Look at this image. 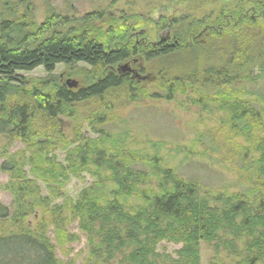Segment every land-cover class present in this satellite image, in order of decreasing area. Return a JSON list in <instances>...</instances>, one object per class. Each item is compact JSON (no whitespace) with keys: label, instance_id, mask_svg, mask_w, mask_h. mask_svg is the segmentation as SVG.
Masks as SVG:
<instances>
[{"label":"trees","instance_id":"16d2710c","mask_svg":"<svg viewBox=\"0 0 264 264\" xmlns=\"http://www.w3.org/2000/svg\"><path fill=\"white\" fill-rule=\"evenodd\" d=\"M2 1L9 7L24 3ZM240 1L217 6L204 17H161L158 26L171 22L172 31L149 47L127 40L132 31L142 37L152 32V19L136 13L105 18L98 10L79 18L52 11L37 23L16 13L15 6L7 10L14 18L0 22V135L25 147L18 152L20 165L11 157L1 166L22 180L16 183L15 208L0 202V223L17 225L0 228V264H60L57 251L69 255L77 238L68 228L73 223L86 237L81 264H200L201 242L212 250L209 264H264V86L249 88L264 80V22L246 11L249 5L264 11V0ZM230 17L240 22V30H233L235 25L221 33L217 24ZM202 27L205 39H189ZM117 42L122 46L114 47ZM137 56L144 60L140 72L126 62ZM61 64L90 67L86 84L26 86L22 73L41 67L51 75ZM141 71L156 75L159 89L143 86ZM176 92L199 106L213 103L222 113L218 125L197 132L194 142L205 148L203 157L219 154L234 165L233 191L185 175L161 152L164 142L145 139L138 146L128 128H111L118 122L112 114L88 116L89 134L80 129L67 134L57 126L66 108L87 101L98 100L109 111L115 106L108 103L111 98L170 100ZM37 115L52 122L47 132L32 130ZM176 151L185 153L184 162L196 163L192 147ZM25 166L33 180L22 174ZM84 173L93 181L75 199L65 197L61 191L70 176ZM59 195L64 200L53 204ZM32 215L38 219L30 228L24 223ZM162 242L181 247L174 256L159 250Z\"/></svg>","mask_w":264,"mask_h":264},{"label":"rangeland","instance_id":"374dc122","mask_svg":"<svg viewBox=\"0 0 264 264\" xmlns=\"http://www.w3.org/2000/svg\"><path fill=\"white\" fill-rule=\"evenodd\" d=\"M219 1L220 2L216 4H207L206 1H204V3L200 5L195 0H24V3L21 5L18 4L11 6H15L16 9H14L16 13L19 12L21 13L20 15L23 14L30 18H34L37 23L43 22L52 11L63 14L67 13L70 16L73 15L79 18H82L87 13L99 12L98 10H103L105 12V18L110 15L121 17L122 12H127L128 14L136 13L146 19H152V30L150 29L152 32H150L147 37H142V35H139L141 31H132L129 33L130 35L127 37V40L138 41L149 47L157 40L168 37L172 31L171 28L173 25L171 22H169L168 27L163 29L160 28V25L158 26L157 23H159L158 21L161 17L172 19L184 13L190 15L197 14L199 17H204L207 13L215 9V7L223 6L226 2H236L238 5H242L240 0ZM10 7L4 5L3 1L0 0V22L4 18H14V16L11 17L7 11ZM246 11L249 16L252 14L256 17L258 22H264L263 10H254V6L249 5L247 6ZM103 25L105 26V24ZM217 25L218 28L222 30L221 33L227 32L235 25H237V27L233 28V30H240V22L238 20H233L231 17L228 18L226 23L221 22V25ZM203 28L204 27H202L200 31L193 33L189 39H205V31ZM223 37L226 36L223 34ZM121 46V42H117L114 45V47ZM207 56L204 58H208ZM209 57L212 61H215L216 59L214 56ZM126 62H128L132 68H137V70H139L144 60L142 57L137 56L132 57V59L129 61L127 60ZM123 64H121V66ZM89 69L90 67H87L85 64H78L75 67L61 64L56 67L51 75L46 73L43 68L39 67L31 72L22 73V76L26 80L25 83L27 87L42 85L45 82L48 87H51L56 83L76 81L78 83L74 87L76 88L86 84L84 76L88 74L86 73V70ZM138 72H140V70ZM256 73H258V71H256ZM142 74L144 75L141 77L143 86L151 87L152 90L159 89V78L156 75L150 77V75L147 76L143 72ZM263 81V79H258L256 82L249 84V88H262V86H264ZM15 103L16 101L10 102L12 105ZM108 103L115 105L113 109H110L109 111L108 109H103L102 107H104V105L98 100L78 104L74 106L73 109L66 108L65 114L58 117L57 123L59 124L57 126L62 132L67 134L77 132L78 129H80L81 132H85V134H89L91 130L87 123L88 116L98 111L112 114L116 117L115 119H117L118 122H115L114 126H111V128L113 127L115 130L128 128L129 132H131L132 140H138L140 142L138 146H144L145 139L153 140L154 142H164L161 152L165 157L174 160L176 164H179L181 171L185 175H195L194 177L199 176L200 180L207 186H215V188L227 186L229 190L232 191L235 189L233 183L238 180V174L236 171H232V166L234 167V165L221 161L222 155L219 154L217 158H215V155L213 154L215 159L203 157L200 154L204 152L205 148L200 142H198V144L194 142L197 138V132L203 130L207 131L218 125V118L222 113L218 112V107L216 105L207 102L206 106L205 104L199 106V104L190 101L187 98V95H183L180 92H176L175 96L170 100L164 98H149L139 102H130L129 100L117 101L111 98L108 99ZM209 106L214 109L212 111L213 115L209 111ZM51 123L41 115H37L32 130L47 132ZM202 138L204 139L206 136L203 135ZM179 146L192 147L195 152L193 161L196 160V163L193 162L189 164L188 162H184L185 153H177L176 151ZM24 147L25 146L21 141L0 135V202L8 207H13V209L16 206V183L18 180H22V177L19 175L17 178H11L9 172H3L1 170V166L5 159L11 157L15 160H19L21 154H18V152L24 150ZM57 154L58 157L62 159L63 156L59 150L57 151ZM20 164L21 161L19 160V165ZM197 166H199V168ZM28 168V166H25L22 174L24 176L26 175L28 179L33 180L28 174ZM92 181L93 178L87 173H84L81 176H70L65 188L61 192L65 197L75 199L79 191L83 187L89 185ZM36 183L41 187L42 193L47 195L45 185L40 182V180H36ZM53 200V204L62 203L64 197L59 195L58 198ZM41 213V210H35L34 214L41 215ZM37 219V215L36 217L34 215L28 216L24 224L30 228L35 227ZM12 222H6L4 224H1V222L0 228H3V230L6 228L8 230L16 229L17 225H14L16 222ZM68 228L72 234L77 236V238L69 245V255H65L60 250L57 251L58 258L61 260L60 264H69V262L72 264H81L83 262V257L86 255V237L84 233L79 230L77 223L69 225ZM180 247L181 245L162 242L159 245V250H165L175 256V251ZM211 256V248L206 243L201 242L200 264H209Z\"/></svg>","mask_w":264,"mask_h":264},{"label":"water","instance_id":"95a60500","mask_svg":"<svg viewBox=\"0 0 264 264\" xmlns=\"http://www.w3.org/2000/svg\"><path fill=\"white\" fill-rule=\"evenodd\" d=\"M122 70H125V66L122 67ZM67 83L71 87L76 85V82H74V81H72V82L68 81Z\"/></svg>","mask_w":264,"mask_h":264}]
</instances>
